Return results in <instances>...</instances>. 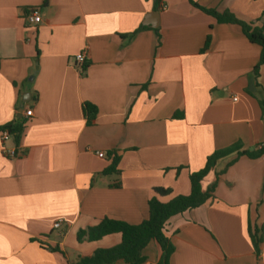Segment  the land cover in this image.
Returning <instances> with one entry per match:
<instances>
[{"label": "crops", "instance_id": "0c3cea01", "mask_svg": "<svg viewBox=\"0 0 264 264\" xmlns=\"http://www.w3.org/2000/svg\"><path fill=\"white\" fill-rule=\"evenodd\" d=\"M191 1L264 36V0ZM260 51L188 0H0V130L23 123L18 145L0 139V264H78L121 241L78 234L104 218L137 225L154 188L170 190L162 202L188 195L189 173L213 152L263 145L264 65L251 72ZM85 102L97 109L90 126ZM112 150L120 174L103 175ZM232 158L201 182L206 190L219 174L214 199L166 222L169 264H264V155L223 172ZM248 225L261 231L260 258ZM160 254L149 242L142 264Z\"/></svg>", "mask_w": 264, "mask_h": 264}, {"label": "trees", "instance_id": "16d2710c", "mask_svg": "<svg viewBox=\"0 0 264 264\" xmlns=\"http://www.w3.org/2000/svg\"><path fill=\"white\" fill-rule=\"evenodd\" d=\"M48 0H43V6L47 5ZM190 5L199 9L203 13L213 17L219 23H232L241 27L244 36L250 43L256 44L261 48L259 62L252 69V74L257 75L258 69L261 65H264V36L262 29L253 27L251 23H245L237 20L233 15L229 13L219 14L212 9H205L195 4L191 0H188ZM25 13L28 11L24 10ZM144 29L140 27L137 31L127 35V37L134 36L137 32ZM210 39L207 37L201 53L206 51L209 47ZM157 44L160 45L159 36ZM86 68V65H85ZM262 113L264 115V100L260 101ZM82 114L87 125H91L97 114V109L90 103L82 104ZM23 129V123H11L5 125L0 131L6 130L12 138L13 143L18 145L20 135ZM22 154V153H21ZM24 154V153H23ZM264 155V144L253 149L243 150L239 142L221 150L213 152L206 158L204 167L197 171L191 172L188 175L190 192L188 195H179L167 202L160 201V198L168 196L170 190L163 188H154L152 190L153 196L148 201L149 216L146 220L137 225H129L122 221L110 220L104 218L100 220L95 226L90 227L83 231L82 234H78V240L87 239L94 242L99 241L108 235H119L120 243L110 249H98L92 256L80 259L78 264H112L116 261H121L123 264H142L144 257L142 256V250L151 241H154L159 246L161 251L160 257L155 264H169V258L174 251L170 238L166 235L165 224L173 216L182 214L183 212L202 206L209 199H214V189L218 180H216L206 189L202 190L201 182L206 175L215 167L218 160L233 156V158L227 163L223 172L236 162L241 157L248 159H257ZM106 158L109 160V165L102 172L103 175H119L120 171L117 169L120 161V156L117 151L112 150L106 153ZM177 171L180 168L176 169ZM222 173V172H221ZM113 187H119V183L113 185ZM248 237L251 243V247L254 255L260 258L261 247L263 243L261 231L256 227L248 225L247 228Z\"/></svg>", "mask_w": 264, "mask_h": 264}, {"label": "built area", "instance_id": "2783aa9c", "mask_svg": "<svg viewBox=\"0 0 264 264\" xmlns=\"http://www.w3.org/2000/svg\"><path fill=\"white\" fill-rule=\"evenodd\" d=\"M162 8H163V6H162ZM25 20L30 25H36L39 23L40 18H39V15L37 12H32L31 14L26 15ZM83 64H84V55L78 54L77 56H75V65L77 66V68L79 70H82ZM25 116L26 117L32 116V110L31 109L28 110L25 113ZM10 138H11V135L6 130L0 131V139L2 142H7L10 140ZM5 154L7 157H9L11 159H14V158L21 156L19 151H17L16 149L5 150ZM61 224H62V220H56L53 223L52 227H53V229H59Z\"/></svg>", "mask_w": 264, "mask_h": 264}]
</instances>
